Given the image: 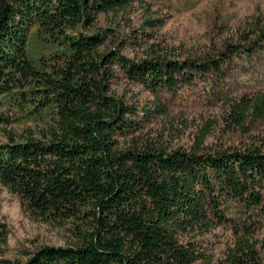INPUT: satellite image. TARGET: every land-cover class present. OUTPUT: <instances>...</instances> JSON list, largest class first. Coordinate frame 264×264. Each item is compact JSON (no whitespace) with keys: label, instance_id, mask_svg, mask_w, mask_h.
<instances>
[{"label":"trees","instance_id":"trees-1","mask_svg":"<svg viewBox=\"0 0 264 264\" xmlns=\"http://www.w3.org/2000/svg\"><path fill=\"white\" fill-rule=\"evenodd\" d=\"M134 0H0V95L17 105L33 133L0 144V185L44 222L74 224L79 242L43 246L24 263L209 264L196 239L232 221L234 204L264 221V138L242 149L121 147L134 108L111 97L117 66L150 91H174L190 76L219 71L215 60L132 61L101 54L96 17ZM264 48V27L247 48ZM230 124L264 120V91L234 102ZM237 237L228 264H264L252 229ZM7 230L0 222V242Z\"/></svg>","mask_w":264,"mask_h":264},{"label":"rangeland","instance_id":"rangeland-1","mask_svg":"<svg viewBox=\"0 0 264 264\" xmlns=\"http://www.w3.org/2000/svg\"><path fill=\"white\" fill-rule=\"evenodd\" d=\"M264 27V0H134L120 10L99 14L90 33L102 30L99 53L116 48L132 61L166 58L175 61L215 60L219 71L190 76L174 91H150L123 77L117 66L108 94L134 108L126 120L135 125L118 138L122 147L242 149L264 138V120L241 130L230 124L234 102L264 91V48L249 49ZM0 95V144L39 128L22 108L5 105ZM231 222L197 240L209 264H228L227 256L243 235L248 216L232 204ZM252 241L264 261V221L253 216ZM0 222L7 236L0 242V259L24 263L43 246L71 247L79 242L74 224L44 222L22 206L19 197L0 185ZM200 264V263H199ZM208 264V263H207Z\"/></svg>","mask_w":264,"mask_h":264}]
</instances>
